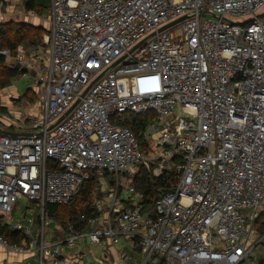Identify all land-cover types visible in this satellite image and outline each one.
Returning <instances> with one entry per match:
<instances>
[{"label":"built area","instance_id":"built-area-1","mask_svg":"<svg viewBox=\"0 0 264 264\" xmlns=\"http://www.w3.org/2000/svg\"><path fill=\"white\" fill-rule=\"evenodd\" d=\"M263 8L264 0H49L47 57L0 51L36 95L14 123L21 134L0 132V219L29 236L22 245L38 264H110L83 251L63 257L62 243L84 236L94 246L129 239L142 255L134 264H263ZM127 113L153 116L151 155L120 123ZM139 167L175 178L151 210L134 186ZM91 172L100 177L96 214L80 219L95 227L84 234L67 221L65 239L48 240L45 205L68 203ZM106 173L113 184L104 188ZM20 199L40 210L34 235L11 218ZM0 245L19 249L1 233Z\"/></svg>","mask_w":264,"mask_h":264},{"label":"trees","instance_id":"trees-1","mask_svg":"<svg viewBox=\"0 0 264 264\" xmlns=\"http://www.w3.org/2000/svg\"><path fill=\"white\" fill-rule=\"evenodd\" d=\"M23 6L25 10H33L37 13H42L49 7V0H23ZM43 30L40 27L33 26L27 22H0V51L8 49L11 55H16L18 47L36 48L42 42ZM19 70L10 67L5 62V57L0 53V90L10 85L12 78L17 76ZM29 89L24 92L26 100L32 102L36 98V95L28 97ZM0 111L2 109L0 108ZM132 114V113H130ZM153 120L152 115H137L133 114L132 117H124L120 123L127 126L139 141L141 149L145 152V148L148 146V141L144 139V130L148 122ZM109 180V186L113 184L112 174H104ZM170 183L164 182L161 178H154L150 172L144 167H139L134 177V186L137 191L142 194V203L144 210H151L155 200L160 195L161 191L166 189H172L175 178L168 175ZM100 177L95 172L89 174V178L85 180L75 196L66 204L49 203L45 205L44 215L45 218L56 221L58 224L64 225L66 221H70L74 227L80 225H86L84 221L80 219L81 214L95 215V209L93 206V197L98 192ZM37 221H40V215L37 217ZM5 225L0 226V233L5 239L6 237H12L14 239L19 238V234L22 237L21 241L24 242V234L22 231L11 230ZM6 229V230H5ZM264 229V219H262L261 226L257 230Z\"/></svg>","mask_w":264,"mask_h":264},{"label":"crops","instance_id":"crops-1","mask_svg":"<svg viewBox=\"0 0 264 264\" xmlns=\"http://www.w3.org/2000/svg\"><path fill=\"white\" fill-rule=\"evenodd\" d=\"M23 9L24 6L22 3V10ZM26 11H31V10H26ZM23 21H25V17ZM29 49L35 50L33 51L35 53L33 56L36 63H40L47 57V52L45 53V50L42 51L39 48V46H37L36 48L18 47L17 53L27 52V54H32V52H29ZM16 70L18 69L16 68ZM18 74L21 75L20 73ZM22 77L27 78L24 76ZM9 86H11V83L10 85L0 90V108L2 109V111H0V129L10 132H17V131L20 132V130H17L14 123L15 124L17 123L16 122L17 118L22 119L24 112L29 108L28 106H30L32 102L26 100L23 94L22 96L19 97L25 99L24 107L22 109L17 108L14 101L21 98H19L18 96L10 95L9 93H7L6 95L1 94L2 90L7 89ZM27 89H29L30 92L33 93L32 95H34L35 97V93L33 92V90L30 88ZM30 92H28V95L29 94L31 95ZM26 101H28L27 104H25ZM151 142L152 139L148 140L147 142L148 145H150ZM103 187L104 188L109 187V180L105 182V185ZM18 201L15 203V206L11 212V218L14 221L18 220L21 221L23 224L28 225L30 228L31 235L36 234L40 229V221H37L38 216L36 212V209L39 208L34 203L29 202L27 200H25L27 202L25 204L23 202H18ZM47 220L49 221V223L52 222V220L51 221L49 219ZM65 224L57 225L55 230L49 229L50 227H48L49 231L47 234H45L48 237V240L50 241L64 240L68 234L64 229ZM2 225L4 224L0 219V226L2 227ZM94 227L95 226L86 224L74 228L86 234L87 232L92 231ZM6 229L8 230L9 228ZM21 238L22 237L20 236V234H19V238L16 239L9 236L5 238V241L8 244L15 245L19 247V249L16 251H11V250L8 251L2 245H0V264H38L39 256L35 248L30 247L28 243L25 247H23L22 245L24 242L29 241V236L24 235V242L21 241ZM61 247H62L63 257L66 258L67 260H70L76 252H81V251L85 252L86 255L89 257V259H91L92 261H98L99 259L103 260V258H108V263L110 264H118L119 262L120 264H134L142 260V255L140 254L138 247H133L129 239L126 238H122L121 241L118 244H115L114 246H112L109 243L108 239H105L104 243L101 246H94L89 242L88 238L84 236L83 238H75L71 246H67V244L63 242ZM123 250L130 255L129 259H123V260L120 259V253ZM261 261L264 264V257L262 258Z\"/></svg>","mask_w":264,"mask_h":264},{"label":"rangeland","instance_id":"rangeland-1","mask_svg":"<svg viewBox=\"0 0 264 264\" xmlns=\"http://www.w3.org/2000/svg\"><path fill=\"white\" fill-rule=\"evenodd\" d=\"M22 3H23V0H0V22L1 23H6V22L17 23V22H22L25 17V21L23 22H27L33 26L40 27L43 30V33H42L43 38H42V42L39 44V48L42 51L45 50V53H46L49 47L48 43H46L45 41L49 33L48 9L44 10L42 13L35 12L34 14H31L30 11H26L24 9L22 10ZM263 10L264 8L261 11ZM206 17L212 18L211 15H206ZM231 20H233L234 22H240V21H243L244 19L231 18ZM33 51L35 50L29 49V52H33ZM24 53L27 54V52H24ZM121 82L125 89L129 88L130 78L124 77L121 80ZM137 83H138V86L145 87L147 86L146 84H148V78L141 77L139 78ZM29 85H30V81H28L27 78H23L21 75L18 74L15 78H12L11 86H9L7 89L2 90L1 94L6 95L7 93H9L10 95L19 97L24 94L27 88H29ZM28 97H31V95L29 94ZM24 100L25 99L21 98V99L14 101L16 104V107L19 109H22L24 107ZM27 103L28 101L25 102V104ZM132 116L133 114H130V113L125 114L126 118H130ZM151 122L152 121L148 122V124ZM151 133H152V130L145 128L144 139L147 141L151 140V137H150ZM151 150H152V146L150 144L145 148V153L147 155H151ZM98 194L99 192H97L94 197H97ZM22 200L20 199L18 202H23L24 204L27 203L25 199H22ZM36 212H37V216L41 215L39 209H36ZM44 225L46 227L45 234H47L49 231L48 227H50L49 229L55 230L57 225L59 224L54 220H52V222L49 223V221L46 219ZM255 252H257L260 260H262V258L264 257V247L262 245L258 246L255 249Z\"/></svg>","mask_w":264,"mask_h":264},{"label":"water","instance_id":"water-1","mask_svg":"<svg viewBox=\"0 0 264 264\" xmlns=\"http://www.w3.org/2000/svg\"><path fill=\"white\" fill-rule=\"evenodd\" d=\"M164 28H166V26H164L163 28H161L160 30H162V29H164ZM15 69L17 68V67H14ZM85 93V91L83 92V94ZM76 104V102L72 105V107L74 106ZM0 132H4V133H8V134H21V133H18V132H10V131H5V130H1L0 129Z\"/></svg>","mask_w":264,"mask_h":264}]
</instances>
